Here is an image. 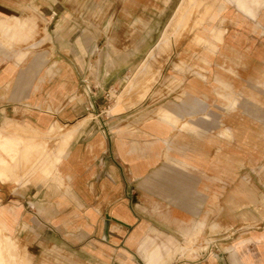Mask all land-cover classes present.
I'll list each match as a JSON object with an SVG mask.
<instances>
[{
    "label": "crops",
    "instance_id": "crops-1",
    "mask_svg": "<svg viewBox=\"0 0 264 264\" xmlns=\"http://www.w3.org/2000/svg\"><path fill=\"white\" fill-rule=\"evenodd\" d=\"M177 1L125 0L120 18L101 23L107 29L83 28L69 40L60 35L70 65L63 81L49 88L5 69L12 89L0 101V264H21L15 234L40 264H72L74 258L87 264H138L141 258L145 264H225L215 254L197 261L173 255L200 233L202 219L216 231L233 224L235 203L264 202L262 180L251 183L239 172L254 169V159L262 167L264 129L251 126L220 93L246 89L250 75L256 86L264 84V35L254 39L253 52L249 37L223 35L215 41L212 68L164 85L161 98L157 89L135 106L96 107L147 57ZM239 8L254 16L250 5ZM197 51L188 45L182 53ZM238 56L247 62L234 78L226 67ZM74 89L80 90L75 97ZM92 107L90 116L85 111ZM61 122L70 126L52 134ZM50 139L55 147L45 162L42 146ZM12 154L18 155L14 164ZM245 243L257 245V264H264V227L238 242ZM231 264H240L235 252Z\"/></svg>",
    "mask_w": 264,
    "mask_h": 264
},
{
    "label": "rangeland",
    "instance_id": "rangeland-1",
    "mask_svg": "<svg viewBox=\"0 0 264 264\" xmlns=\"http://www.w3.org/2000/svg\"><path fill=\"white\" fill-rule=\"evenodd\" d=\"M124 1L0 0V101L5 102L12 89V85L5 84L6 68L11 67L14 77H19L21 81L25 83L30 81L31 84L35 81L36 85L41 84L42 87L49 88L51 81L53 83L56 80L63 81L65 68L70 65V61L65 57L67 41H63L64 38H60V35L69 40L71 35L74 39L81 34L83 28L90 27L92 32H96L98 28L107 29L101 23L120 18L123 6L121 4ZM239 5H250L254 16L241 10ZM168 16L164 20L165 25L160 29L159 40L147 57L128 73L123 83L116 90H112L106 99L97 101L98 109H104L105 105L117 106L121 103L126 107L135 106L147 95L149 97L157 89L164 88V85L173 87L179 85L185 76L210 70L212 68L209 63L210 56L218 50L215 41L221 42L222 39H218L227 33L241 34L246 40L249 37L252 40L250 52H253L254 48L257 49L254 39L261 34L264 35V0H178L171 6ZM188 45L196 46L198 51H201H197L195 57L190 55L184 57L182 51ZM243 62L247 61L238 56L235 57L233 65L226 67L234 78L240 75L236 72V67ZM144 64H148L146 70L143 69ZM39 70L41 72L37 73ZM249 80L246 89L238 90L235 87L233 91L228 87L227 92L225 90L220 93L226 94L225 96L234 102V106L231 107L234 112L246 113L251 126L264 129V84L256 86L259 81L252 75L249 76ZM132 83L135 89L130 91L129 86ZM73 91L74 97L80 94V90ZM163 91L161 89L157 97L161 98ZM211 109L213 112H220L222 108L213 105ZM85 112H89L87 114L91 116L93 107ZM69 126L64 122L57 123L52 127V134L60 135L62 129L66 130ZM47 144L42 146V159L45 162L50 161L46 152L49 147H55V139L49 140V146ZM10 156V161L14 164L18 155ZM257 161L258 159H254L251 163V168L254 169L246 168L239 172L240 176L248 177L251 183L260 185L261 180L264 183V161L262 167L261 164H256ZM6 163L7 161H2L3 166ZM259 187L264 191V186ZM252 188L258 191L257 186ZM235 207V217L228 220L229 222L233 220L232 225L226 226V223L223 227L218 226L216 231H210L209 220L202 219L205 225L200 233L191 235L185 242L178 244L186 245L187 248L183 252H175L173 258L181 256L182 260L197 261L208 254H215L223 263L231 264L232 252H235L240 264H257V245L254 243L240 245L238 242L251 235L252 231L264 227V202H237ZM257 213L263 216L260 221L255 216ZM242 214L245 216L242 217ZM217 220L218 223L221 221ZM13 238L18 244L21 264H40L33 261V255L24 244L23 238L18 234L13 235ZM72 264L87 263L74 258ZM138 264H145L144 259H139Z\"/></svg>",
    "mask_w": 264,
    "mask_h": 264
},
{
    "label": "bare ground",
    "instance_id": "bare-ground-1",
    "mask_svg": "<svg viewBox=\"0 0 264 264\" xmlns=\"http://www.w3.org/2000/svg\"><path fill=\"white\" fill-rule=\"evenodd\" d=\"M148 68V64H144V66H143V69L144 70H146ZM137 82V81H136ZM153 82V81H152ZM132 89H135V86H134V83H132V84H130V86H129V90L131 91ZM157 112V114H161L162 116H163V114H166L168 111L167 110H157L156 111ZM168 114V113H167ZM1 173V172H0ZM186 245L185 246H179L176 250H175V252H177V251H181V252H183L184 250H186ZM175 252H174V254H175ZM171 258V257H170Z\"/></svg>",
    "mask_w": 264,
    "mask_h": 264
}]
</instances>
